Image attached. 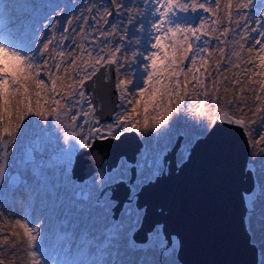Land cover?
Masks as SVG:
<instances>
[{
    "label": "snow or ice",
    "instance_id": "snow-or-ice-1",
    "mask_svg": "<svg viewBox=\"0 0 264 264\" xmlns=\"http://www.w3.org/2000/svg\"><path fill=\"white\" fill-rule=\"evenodd\" d=\"M4 7L11 13L0 19V184L27 189L45 155L52 157L49 167L59 161L66 174L76 152L91 150L97 141H119L126 132L166 129L161 135L171 143L170 128L180 121L169 122L182 113L201 119L200 134L220 125L241 129L249 158L264 169V0H79L71 14L52 0ZM254 9L257 19L250 24ZM242 64L244 79L239 71L231 79L224 75ZM112 73L118 103L111 119L102 121L86 84L98 75L107 83ZM53 131L62 132L69 146L54 140ZM25 142L31 147L10 161ZM161 170L157 146L138 162L135 176L124 165L100 176L99 184L109 190L127 184L135 191ZM260 177L264 197V172ZM102 195L107 198L106 191ZM249 211L261 230L258 240L254 229L249 232V245L256 249L255 264H264V198L252 201ZM124 216L107 233L84 225L79 233L58 234L54 246L64 245L62 264H142L127 258L137 250L133 235L140 225L131 197ZM0 218V264H15L8 257L16 256V243L8 241L16 233L4 235L10 217L0 211ZM13 227L23 230L29 264H53L48 249L37 246L38 223L16 218ZM153 240L164 264H176L174 247H167L159 230Z\"/></svg>",
    "mask_w": 264,
    "mask_h": 264
},
{
    "label": "water",
    "instance_id": "water-1",
    "mask_svg": "<svg viewBox=\"0 0 264 264\" xmlns=\"http://www.w3.org/2000/svg\"><path fill=\"white\" fill-rule=\"evenodd\" d=\"M111 75L113 79L107 83L98 75L94 83L86 84L102 121L111 119L118 103L115 74ZM181 141L179 135L162 155V171L135 193V207L143 210L139 229L133 235L135 244H145L149 233L159 227L168 248L174 239L177 242L175 259L179 264H255L257 253L249 245L245 219V198L256 184L249 163L248 138L239 128L220 125L195 138L185 158L178 162ZM142 147L136 132H126L119 141H97L91 150H80L72 156L71 179L83 183L101 166L109 173L122 158L130 165L129 175L135 176ZM105 191L114 202L111 212L116 219L129 203L131 188L127 184H114L110 190L101 188L96 201ZM79 194L77 190L75 197Z\"/></svg>",
    "mask_w": 264,
    "mask_h": 264
},
{
    "label": "rangeland",
    "instance_id": "rangeland-1",
    "mask_svg": "<svg viewBox=\"0 0 264 264\" xmlns=\"http://www.w3.org/2000/svg\"><path fill=\"white\" fill-rule=\"evenodd\" d=\"M18 2H20V0H3V4L0 5V19H6L11 13L10 7L5 8L4 5L10 6L13 3ZM52 2L66 5L65 10L69 11V14H71L70 10L75 7V3H78L79 0H52ZM54 19H63V16L54 17ZM256 19L257 10L254 9L249 13L250 24ZM226 24L227 21L225 20L224 25ZM253 35H255V33H253ZM215 59L220 60V57L216 56ZM211 67L215 68V62H212ZM224 67L225 65L221 63V69ZM244 68L245 65L242 64L241 69L238 70L232 68L230 71L225 72L224 75L231 79L233 78V73L239 71L240 78L244 79ZM186 115L188 116V119ZM190 115L194 114L182 113L179 116L174 115L173 120H170V126L174 125L175 121L177 120L182 122L170 128L171 143H169V138H165L161 135V133L168 131L166 129H162L161 133H148L145 135L138 133L141 141L143 142V147L141 149V153L137 156V167L138 162H142L145 155L151 157L153 154V148L158 146L160 151V168L163 169L162 155L166 152L165 146H167L169 149L174 144L176 138L179 135L181 136L182 141L177 153V161L179 162L183 160L187 155L188 147L193 141L192 139L191 142H189L190 137L193 135L190 133L198 131L199 123H201V119L195 115L196 128L193 129L189 124L186 125L187 122L191 121ZM199 135H204L200 134V129L199 132L194 136V139ZM52 137L54 140L60 143L62 147L67 146L63 144L62 132L53 131ZM34 138L35 137H33V139ZM149 141H151V143H149ZM261 143L264 144V142ZM26 146L31 147V145H28L27 142H25V147ZM23 148L24 147L18 144L16 146V150L13 151V156L9 157V160L11 161L14 156L21 155ZM9 150H12L11 145H9ZM51 160L52 157L50 155H45L42 160L38 158L40 166L39 174L30 176L28 178L27 189L20 188L13 190L9 187L7 181H5L3 184H0V211L7 212L10 217L9 223L4 226V235H8L9 233L13 232L16 233V236H13L8 241L9 245L14 242L16 243V248L14 249L16 256L8 257V259H13L15 264H29L26 257L27 245L23 236V230L19 227H13L16 218H20L22 221L26 218L32 223H38L41 235L38 238L37 246L39 248L41 245H43L48 249L52 256L55 257L53 264H62L64 259L61 252V249L64 245L61 244L59 247L54 246L58 234L79 233L81 227L84 225H87V227L95 233H107L114 224H119L122 220H127V217L124 216V211L128 203L125 204L118 217L116 219H112L111 208L113 207L114 202L109 199L110 193L107 191V198L102 195L101 199L96 201L101 190L99 184L100 176L112 174L114 171L121 170L124 165H127L129 174L130 165L127 164L124 159H121L119 166L111 172L106 173L104 166H101L100 169L95 172L87 181L79 184H77L75 180L71 179L69 173L70 164L67 165L65 174L64 165L59 161H53L55 166L49 167L48 164ZM249 163L253 170L256 184L252 193L247 195L245 198L248 207L245 219L248 229L250 227L249 232L254 229L255 235H257L256 240H258L261 236L260 223L257 220L256 215L250 213L249 206L252 201L259 202L260 199L264 198L261 196V177L259 181H257L256 178L257 174L260 176L261 172H264V169H261L260 165L256 164L253 159H251L250 162L249 158ZM13 174L14 171L9 172V175ZM93 180L97 181L96 185H93ZM97 189H99V191ZM138 189L135 191L131 189L130 197L133 200V207L139 211L141 218L143 210H138L135 207V193L138 191ZM77 190H80L79 197H75ZM83 193H86L85 198H82ZM2 219L3 218H0V222H2ZM157 230L160 231V228L157 227L152 233H149L147 242L145 244H136L137 250L127 258L142 262V264H151L152 261H156L157 264H164L166 257L159 251V241L153 240V234ZM173 247L174 251L172 252V258L175 259V251L177 248V242L175 239L173 240L169 249H172ZM72 258L74 257L71 255L68 257V259ZM46 259H48V257H46ZM175 261L176 264H179L176 259ZM5 264H8L7 259L5 260Z\"/></svg>",
    "mask_w": 264,
    "mask_h": 264
},
{
    "label": "trees",
    "instance_id": "trees-1",
    "mask_svg": "<svg viewBox=\"0 0 264 264\" xmlns=\"http://www.w3.org/2000/svg\"><path fill=\"white\" fill-rule=\"evenodd\" d=\"M186 117H187V119H188V116L186 115ZM190 118H191V121L190 122H187L186 123V125L187 124H189L193 129H195L196 128V123H195V115H190ZM255 119H258V117H254ZM201 122V121H200ZM180 123H182V122H180ZM200 124L201 123H199V126H198V131H194V132H192V133H190V134H193L191 137H190V141L189 142H191V140L193 139L194 140V136L199 132V129H200ZM179 157V156H178ZM181 160V159H180ZM250 162H251V159H250ZM255 175H256V173H255ZM257 181H259V179H260V176L257 174ZM249 229H250V227H249ZM255 237H257V235H255Z\"/></svg>",
    "mask_w": 264,
    "mask_h": 264
}]
</instances>
